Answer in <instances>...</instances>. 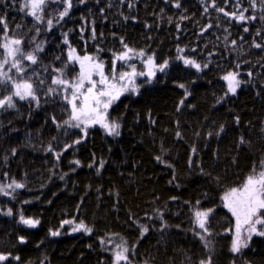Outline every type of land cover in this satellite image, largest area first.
<instances>
[{"label":"trees","instance_id":"16d2710c","mask_svg":"<svg viewBox=\"0 0 264 264\" xmlns=\"http://www.w3.org/2000/svg\"><path fill=\"white\" fill-rule=\"evenodd\" d=\"M71 2L60 19L67 5L48 0L43 17L53 21L49 28L30 15L26 0H0L6 35L21 39L26 52L42 48L36 64L23 61V76L35 70L45 80L38 104L13 97L14 107L0 108V253L9 256L0 264H115V246L124 241L131 264H199L209 255L212 264H264V237L254 234L240 253L230 251L233 234L226 229L234 228L235 218L221 199L264 161L261 0L255 8L250 0H215L216 7L212 0ZM219 8L237 16L247 8L244 15L257 19H232ZM4 36L0 25V43ZM121 39L168 66L112 104L107 119L120 124L119 136L101 126L84 136L64 124L70 106L51 83L60 75L55 69H64L67 79L78 74V64L68 59L74 49L79 56H98L108 74L113 54L124 50ZM129 65L116 61L117 74ZM9 67L2 71L18 80L21 74ZM229 72L238 73L241 83L225 96ZM49 87L57 91L49 93ZM13 91L10 83L0 84V99ZM13 181L24 187L9 188ZM194 208L215 209L211 235L204 233L210 248L193 231ZM20 210L39 224H21ZM65 220L83 221L92 231L71 232L70 224L62 226ZM142 225L149 229L143 236Z\"/></svg>","mask_w":264,"mask_h":264},{"label":"snow or ice","instance_id":"6c2138e0","mask_svg":"<svg viewBox=\"0 0 264 264\" xmlns=\"http://www.w3.org/2000/svg\"><path fill=\"white\" fill-rule=\"evenodd\" d=\"M48 0H26L25 7H30V15L35 18L36 21L46 23L49 28H51L53 21L51 19L44 20L43 10L44 6ZM81 3L84 0H80ZM63 3L67 6L62 12L59 13L60 19H63L68 15L69 9L72 7L71 0H63ZM239 4V0H237ZM250 5L252 8L256 7V0H250ZM131 7V5H129ZM177 8L180 7L179 3L175 5ZM212 7H216L215 0H212ZM23 10V9H22ZM220 12H224L225 15H231L233 18L239 21L245 20H256L255 15L245 16L244 13L248 11L247 8L243 9L240 14L237 16L235 12L227 13L223 8L217 9ZM261 11L264 12V0H261ZM127 19V17H125ZM184 19V17H181ZM264 19V15L260 17ZM0 25H3L5 36L4 42L0 43V48L3 49L2 55H0V70L4 68L5 65H10L8 71H11L12 68H15L18 73H20V78L18 80L13 79L7 73L0 71V84L10 83L11 87L14 89L11 95L5 96L3 99H0V108L14 107L13 97H18L19 100H32L39 103V96L37 95V89L44 86L45 80L41 78L40 74L33 70V73L25 78L23 73L26 71V68L22 66L23 61H30L31 64H36L38 57L36 53L42 51L40 45H37L33 51L26 52L21 46L23 41L21 39L9 38L7 33V24L2 18H0ZM19 27V26H18ZM208 27H211L209 25ZM38 31V30H37ZM244 31H248L247 28ZM259 34V33H257ZM93 38H95V31L93 30ZM123 44V40L121 39ZM236 41H232V44L235 45ZM255 47H262L261 44H255ZM123 51L119 54H113V64L111 72L105 73V65L98 56H93L85 54L79 56L75 54V50L72 49L69 52L68 59L69 61H75L79 64V72L72 79L64 78V69H55L60 75L56 76L51 80V83L54 85L60 86L59 91L63 93V99L70 105L69 119L64 121V124H67L71 127L80 128L81 125L84 126L82 129L87 134V128L92 125L99 124L102 128L105 129L108 135H120V124L117 121H111L107 119V112L110 106L119 99V97L124 93L129 91V85H134L135 78L139 76H149L152 77L155 75L154 69H158L163 72L164 69L168 66V62L164 61L162 64H155L154 56H147L144 63L148 67V71L145 73L143 71L137 73L135 65H129L131 68L130 72L122 71L117 75L116 72V61H130L134 57H145V52L143 50L136 51L130 48L127 44H123ZM98 51H100L98 49ZM185 64H189L195 67L197 70H201V65L196 63L195 60L184 59ZM207 67V64L204 65ZM238 67V66H237ZM251 75V73H248ZM32 76H35V84L32 82ZM238 73L229 72L223 77L227 81V92L235 94L237 88L240 86V81L237 79ZM96 77L97 79H94ZM181 87H184L181 85ZM49 93L56 92L57 89L51 87L47 90ZM131 91H136V88L133 86ZM183 101H181V104ZM54 119V118H53ZM238 122V121H237ZM220 131H223L221 127ZM179 135V133H177ZM211 135V133L209 134ZM81 141L75 140L74 144H79ZM240 143H245L243 138H241ZM66 147H72V145H67ZM52 151L51 147L48 149ZM195 151V149H193ZM57 159H59V154H57ZM157 159H161L157 157ZM75 164L79 165V161H74ZM191 163V161H189ZM91 166V165H90ZM100 167H103V162H101ZM63 178V177H61ZM15 186L16 188L24 187L23 184L16 183L15 181L12 184H9L8 187L11 188ZM2 191V189H0ZM7 195V193H5ZM223 206L228 209V211L235 218L234 228L226 229V232L233 234V239L231 241L230 251L233 253H240L242 249L247 248L249 241L252 236L258 235L264 237V161H261L260 170L257 171L254 167L251 171V174L247 175L239 186L231 187L228 189L224 196L221 198ZM197 204L200 202L197 201ZM215 209L209 208L207 210H199L197 208L193 209V218L196 228L202 230L196 231V228L193 229L194 233L200 237L202 241H205V247L210 248V242H207V237L204 235L206 233L208 236L211 235L208 227V221L211 214ZM8 214L11 215V210L8 211ZM21 222L30 227H35L39 224V220L25 219L21 216ZM74 221L65 220L63 224H72ZM257 226H260L259 228ZM143 234L147 233L149 229L146 226H141ZM83 230L87 233H91L92 229L87 227L83 221L79 224H76L73 227L72 231ZM51 235H59V232H52ZM21 242L24 238L20 237ZM126 241L121 244H117L115 247L118 249L114 253L115 264H131L129 256V248L125 246ZM9 259V256L3 253H0V262L6 261ZM15 259H19L16 257ZM199 264H212L211 255L208 256L207 260H201Z\"/></svg>","mask_w":264,"mask_h":264},{"label":"rangeland","instance_id":"374dc122","mask_svg":"<svg viewBox=\"0 0 264 264\" xmlns=\"http://www.w3.org/2000/svg\"><path fill=\"white\" fill-rule=\"evenodd\" d=\"M146 58H147V57H143V58H141V57H134L132 60H130V61H124V62H128L130 65H135L136 70H137V73H139V72H141V71H143V72L146 73V72L148 71V68H147L146 64L144 63V61L146 60ZM76 63L78 64V62H76ZM78 66H79V64H78ZM4 68H5V66H4ZM4 68H3V69H4ZM3 69H2V70H3ZM2 70H0V71H2ZM104 70H105V69H104ZM130 71H131V68H130L129 70H127L126 72H130ZM154 71H155V72H160L158 69H154ZM105 73H106V71H105ZM106 74H107V73H106ZM117 75H118V74H117ZM148 77H149V76H147V75H145V76H139V75H137L136 78H135L134 85H129V91L124 92V93L119 97V99H120L122 96H124L125 94H128V93H132V92H136V91H138L140 80L143 79V78H148ZM0 79H4V77H0ZM94 79H97V78L94 77ZM133 86L136 88V91H131V88H132ZM69 106H70V105H69ZM111 106H112V105H111ZM111 106H110V108H111ZM110 108H109V109H110ZM109 109H108V111H109ZM107 114H108V112H107ZM94 126H100V125H99V124H96V125L89 126V127L87 128V133H88V130H89L90 128L94 127ZM72 128H75V127H72ZM83 128H84V126L81 125V127H80V128H77V129L81 130V134L85 136V133H84V131L82 130ZM227 210H228V209H227ZM69 226H70V227H68V228H69V230H70L71 232H79V231H72V229H73V227H75V225L70 224ZM80 231H81V230H80Z\"/></svg>","mask_w":264,"mask_h":264},{"label":"bare ground","instance_id":"6f19581e","mask_svg":"<svg viewBox=\"0 0 264 264\" xmlns=\"http://www.w3.org/2000/svg\"><path fill=\"white\" fill-rule=\"evenodd\" d=\"M43 30H44V28H42ZM24 202H22V207H28V205H29V202H26L24 205ZM7 209H9V207L7 208ZM18 216L21 218V216H23L24 218H26L25 217V215L23 214V211L22 210H20L19 212H18ZM27 219H29V218H27ZM34 220V219H33ZM21 224H23L22 222H21ZM23 225H25V224H23ZM25 226H28V225H25ZM30 229H34L35 227H30V226H28ZM28 264H36V263H32L31 261H29L28 262Z\"/></svg>","mask_w":264,"mask_h":264},{"label":"water","instance_id":"95a60500","mask_svg":"<svg viewBox=\"0 0 264 264\" xmlns=\"http://www.w3.org/2000/svg\"><path fill=\"white\" fill-rule=\"evenodd\" d=\"M232 19H234L232 16H231Z\"/></svg>","mask_w":264,"mask_h":264}]
</instances>
